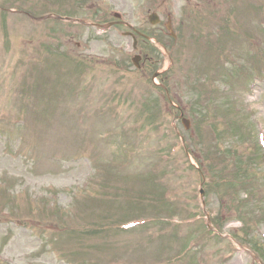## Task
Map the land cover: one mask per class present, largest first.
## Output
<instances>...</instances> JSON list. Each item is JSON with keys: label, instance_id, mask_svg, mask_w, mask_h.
Here are the masks:
<instances>
[{"label": "rangeland", "instance_id": "374dc122", "mask_svg": "<svg viewBox=\"0 0 264 264\" xmlns=\"http://www.w3.org/2000/svg\"><path fill=\"white\" fill-rule=\"evenodd\" d=\"M0 8L19 9L0 11V206L9 204L13 217L0 221V255L11 261L0 264H254L206 229L198 196L201 182L213 224L220 217L222 231L264 253V166L246 163L259 159L252 147L264 128V0H0ZM47 8L92 22L114 20L115 10L135 28L150 11L170 14L176 38L161 32L160 39L175 66L158 81L190 118L189 130L151 82L167 57L146 79L132 63L119 70L130 44L121 33L126 27L99 33L25 15ZM60 46L90 63L61 57ZM212 81L226 86V110L211 129L213 113L201 111L202 98L223 91ZM208 106L223 109L220 100ZM227 145L253 178L244 194L258 219L245 230L238 221L250 224V216L230 211L231 183L216 179L228 166L216 153L228 154ZM65 212L66 222L53 216ZM138 215L159 222L117 228Z\"/></svg>", "mask_w": 264, "mask_h": 264}, {"label": "flooded vegetation", "instance_id": "af4514ba", "mask_svg": "<svg viewBox=\"0 0 264 264\" xmlns=\"http://www.w3.org/2000/svg\"><path fill=\"white\" fill-rule=\"evenodd\" d=\"M132 50L135 51L137 55H139L138 63H147V61L150 59L148 58L146 51L141 44H137Z\"/></svg>", "mask_w": 264, "mask_h": 264}]
</instances>
